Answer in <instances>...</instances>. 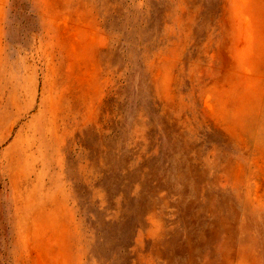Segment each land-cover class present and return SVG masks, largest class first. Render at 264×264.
Here are the masks:
<instances>
[{
  "label": "rangeland",
  "instance_id": "obj_1",
  "mask_svg": "<svg viewBox=\"0 0 264 264\" xmlns=\"http://www.w3.org/2000/svg\"><path fill=\"white\" fill-rule=\"evenodd\" d=\"M6 30L0 264H264V0H8Z\"/></svg>",
  "mask_w": 264,
  "mask_h": 264
},
{
  "label": "crops",
  "instance_id": "obj_2",
  "mask_svg": "<svg viewBox=\"0 0 264 264\" xmlns=\"http://www.w3.org/2000/svg\"><path fill=\"white\" fill-rule=\"evenodd\" d=\"M8 0H0V65H4L7 60V30L6 14ZM2 61V62H1Z\"/></svg>",
  "mask_w": 264,
  "mask_h": 264
}]
</instances>
